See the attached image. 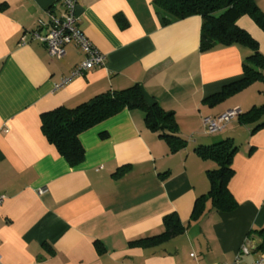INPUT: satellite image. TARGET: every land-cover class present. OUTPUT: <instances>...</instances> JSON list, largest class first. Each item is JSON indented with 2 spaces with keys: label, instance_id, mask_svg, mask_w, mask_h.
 <instances>
[{
  "label": "crops",
  "instance_id": "0c3cea01",
  "mask_svg": "<svg viewBox=\"0 0 264 264\" xmlns=\"http://www.w3.org/2000/svg\"><path fill=\"white\" fill-rule=\"evenodd\" d=\"M152 1L78 0L79 27L105 63L54 89L84 58L74 44L53 58L29 33L47 10L60 11L58 0H0V264L232 263L251 230L264 227V126L253 130L237 117L215 133L202 126L205 116L264 103L257 85L264 81L208 100L242 78L251 51L231 45L200 52L202 18L166 24ZM254 1L264 12V0ZM237 25L264 54V30L248 15ZM133 84L148 103L174 113L184 148L171 152L138 109L81 133L84 157L75 166L43 135L42 112ZM227 138L238 145L228 182L236 208L217 211L208 200L191 219L196 198L209 190L206 171L217 167L195 149ZM171 213L181 233L160 244L131 242L161 233ZM257 258L254 252L241 260Z\"/></svg>",
  "mask_w": 264,
  "mask_h": 264
},
{
  "label": "trees",
  "instance_id": "16d2710c",
  "mask_svg": "<svg viewBox=\"0 0 264 264\" xmlns=\"http://www.w3.org/2000/svg\"><path fill=\"white\" fill-rule=\"evenodd\" d=\"M152 4L162 13L166 24L199 15L202 18L200 52H208L217 46L231 45L243 46L251 51L243 62L242 78L225 85L221 92L209 97V101H221L256 81H264V54L260 52L258 42L237 25L239 17L248 15L264 30V12L254 0H153ZM116 19L122 26L126 25L119 14ZM125 109L140 110L145 125L166 140L171 152L186 146L187 140L178 134L174 113L163 109L157 103H148L138 84L100 93L74 107L58 106L44 111L40 114L41 131L69 165L75 166L84 157L79 135ZM237 119L244 124H254L253 130L264 126V103L242 111ZM106 136V133L101 134L103 138ZM237 149L238 145L232 138L211 145H200L195 149L201 158L214 161L217 167L206 171L209 190L196 198L191 219H196L203 212L208 200L217 211H231L236 208L228 182L234 172L231 163ZM163 226L161 233L131 242L144 245L160 244L184 230L175 213L163 217ZM249 236L257 239L256 250L264 249V227L252 229Z\"/></svg>",
  "mask_w": 264,
  "mask_h": 264
},
{
  "label": "built area",
  "instance_id": "2783aa9c",
  "mask_svg": "<svg viewBox=\"0 0 264 264\" xmlns=\"http://www.w3.org/2000/svg\"><path fill=\"white\" fill-rule=\"evenodd\" d=\"M60 4V11L54 12L52 10L46 11L45 19H38L36 27L29 33L31 37L42 43L48 54L53 58H61L65 55V47L69 44L76 45L84 54L83 60L76 64L68 75L62 76L58 82L53 85L57 89L73 78L83 75L89 69L101 66L105 63V55L101 53L84 31L79 27V17L76 15L75 8L78 0H58ZM45 28L44 34L39 33V29ZM238 107L229 109L221 114L215 116H205L202 118V126L205 133H215L230 122L232 118L237 117L241 113ZM5 195L0 194V204L3 202ZM257 239L247 236L241 243L235 260L232 263L221 264H264V249L256 250ZM258 252V258L251 263L241 260L242 256L251 255ZM196 259L194 253L190 254Z\"/></svg>",
  "mask_w": 264,
  "mask_h": 264
},
{
  "label": "rangeland",
  "instance_id": "374dc122",
  "mask_svg": "<svg viewBox=\"0 0 264 264\" xmlns=\"http://www.w3.org/2000/svg\"><path fill=\"white\" fill-rule=\"evenodd\" d=\"M257 85H260V87H264V82H262V83L259 82Z\"/></svg>",
  "mask_w": 264,
  "mask_h": 264
}]
</instances>
